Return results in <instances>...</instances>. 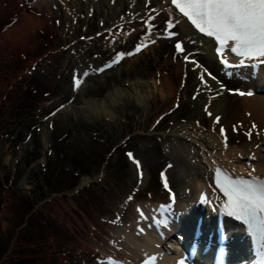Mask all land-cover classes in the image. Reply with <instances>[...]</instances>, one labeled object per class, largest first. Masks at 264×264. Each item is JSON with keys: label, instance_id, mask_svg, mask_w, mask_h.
Instances as JSON below:
<instances>
[{"label": "rangeland", "instance_id": "rangeland-1", "mask_svg": "<svg viewBox=\"0 0 264 264\" xmlns=\"http://www.w3.org/2000/svg\"><path fill=\"white\" fill-rule=\"evenodd\" d=\"M26 1L0 0V264H95L101 259L99 249L108 244L106 236L115 230L106 222L116 215L120 221L133 218L135 209L144 210L154 198L164 201L174 196L194 178L186 161L170 158L171 139L164 137L170 134L152 131L162 113L176 110L169 119L173 123L190 112L186 106L176 109L182 96L162 103L152 101L151 122L135 130L125 125V118L119 115L117 119L119 110L114 108L121 102L120 96L135 92L141 84L146 88L136 97L139 104V96L150 95L154 76L161 80L168 77L181 86L177 65L165 67L158 51L147 64L134 67L132 77L124 79L119 77L122 57L107 64L97 60L102 46L114 40L113 31L136 32L139 42L152 38L166 41L169 33H174L168 26L173 22L166 15L150 17L141 11L126 20L121 14L128 8L121 7L123 0H118L110 11L115 17L119 13L121 19L108 18L102 25L100 20L107 17L100 13L98 25L90 32L70 33V15L73 19L78 15L71 14L61 1L51 0L37 5L45 24L35 34L29 32L23 42L7 32L21 20L20 8ZM113 1L89 0L81 15L89 10L106 11L101 4ZM159 6L152 7V13ZM177 43H173L175 47ZM189 60L203 75L219 78L215 70L194 57ZM205 87V80H200L191 92ZM202 96V104L209 100V105H201L203 117L195 114L179 124L210 135L222 126L212 127L213 116L208 111L212 100L208 92ZM238 103L230 98L228 110H235ZM235 113L237 116L238 111ZM229 115L221 113V123L229 121ZM248 117L240 112L232 119L233 127L243 134L251 129L258 136L257 124L249 126ZM134 161H139V167ZM172 170L188 177L172 178ZM168 180L170 187L168 183L165 186ZM123 204H129L125 219L119 213ZM145 227L144 222L140 224L141 232H147Z\"/></svg>", "mask_w": 264, "mask_h": 264}, {"label": "bare ground", "instance_id": "bare-ground-1", "mask_svg": "<svg viewBox=\"0 0 264 264\" xmlns=\"http://www.w3.org/2000/svg\"><path fill=\"white\" fill-rule=\"evenodd\" d=\"M49 1L51 0H39L37 3L34 0L26 1L20 8L21 20L16 21L14 25L10 26L7 32L8 35H14L13 37H18L19 40H23L24 42L29 32L35 34L41 30L45 24V19L39 15L36 8L40 2L47 3ZM54 1H61L63 6L70 10L71 14L78 15L76 19H73L70 15V33L87 34L91 28L98 25L97 19L101 17L100 13L107 17L104 21L100 20L99 23L102 25L107 23L108 18L121 19L119 13H117L118 17H115L113 10L110 11L111 6L115 8L118 5V0L116 2L113 1L114 4L106 2L101 4L106 6V11L98 12L93 5L96 11H93L92 8L93 12L90 13L89 10V12H86V15H81V10L89 3V0H79L77 4L73 0ZM121 3V7L126 5L128 8L124 10L125 13L122 12L123 14H121L126 16V20H131L138 11H141L142 14L144 12L150 17L151 14L152 16H168L173 22L171 24L174 25L171 27V30L176 35L166 40L172 42L157 40L155 38L139 42L136 39V32L132 33L130 30L125 29V31L119 30L116 33L115 30L113 31L114 40L102 46V51L97 57L98 63L107 64L122 57L121 65H123V69H120L119 77L125 79L132 77L131 72L134 67L147 64L146 62H149L152 53L159 51L165 67L177 65L176 71L182 79V84L181 86H176L173 84V80L168 77L161 80L160 78L156 79L154 76L152 77L153 85H149L151 89L150 95L139 96V104L136 103V97L140 92L145 90L146 86L141 84L136 85L135 92L120 96L121 102L114 107L119 110L117 119L119 115L125 118V125H130L129 127L135 130V128L145 126L147 122H151L150 118L153 113L150 112L149 107L152 101L153 103H162L172 99L176 95L182 96L180 104L176 105V109H180L183 106L185 109L187 107L190 112L187 114L183 113L181 115L182 118L171 123L169 119L174 117L176 110L171 112L167 110L169 112L166 115L162 113L155 124L153 123L152 131L170 134L164 136L165 139H168L169 136L171 139L169 141H172H168L171 149L170 158L182 162L186 161L190 168V177L193 176L194 178L193 180H189L188 183L186 182L185 188L174 194L176 197L175 203L168 201V197L164 201L154 198V201L159 203L156 204L154 202L150 203L149 206H145L144 210L142 209L144 214L143 219L137 212V209H135L136 216L133 215V218H128L126 207L129 204L121 205L122 209L119 213L125 216L124 219H128L120 221V217L116 215L110 222H106L112 223L115 230L109 231L106 236L108 244L99 249L100 251L98 252L101 255V259L95 264H142L153 257L156 258L155 264H179L180 256L175 255V252L181 248L179 246H172V242L167 239L170 237L172 229L169 228L168 223L167 226L164 225V222H168L169 220L168 216L172 217L173 213H175L173 218L175 223H177V227L182 230L184 229V231L186 230L187 238H189V230H192L194 234L193 240L195 243L200 242L203 244V248L208 256L207 258L213 264H218V255L213 250L212 240H216V237H214V230L210 225L215 224L216 227L219 218H222L221 220H223L227 231H229L230 237L228 238L232 240L234 250H236L235 247L240 250L236 252V256L250 254V252L247 253L250 246L242 225L227 215L224 199L214 190L213 182L215 174L220 169L227 171L235 177L264 181V98L257 96L255 93L252 98L245 95L236 97L240 92L248 93L247 89L253 88L251 87L253 81H257L258 86L264 85V66L258 65L254 60H244V63L241 65V59L235 58L234 61H230V64L239 65L238 67H225L224 64H221V61L227 55H232L230 51L231 44H228V50L224 51L221 56L222 59L218 58L216 53L217 43L214 39L201 34L188 18L180 13L175 4L172 3V0H123ZM159 3L160 6L152 13L150 9ZM108 5L110 6L108 7ZM145 20L147 18H144ZM129 27L132 28V26H127L126 28ZM176 41H179L181 44V49L179 50L173 44ZM133 50H138L137 55L131 56L129 54ZM191 56L202 65L207 66V68L215 70L216 76L219 78L212 79L208 75H203L201 73L202 69L192 64L189 60L192 58ZM185 57H187L186 60H184ZM90 59L92 58L90 57ZM119 60L121 61V58ZM216 64L218 68L215 66ZM200 80H205L207 84L206 89H200V92L194 91L195 93H192L198 83L200 84ZM207 92L212 100L211 105L208 107V111L213 116L212 127L222 126L219 129L211 131L210 135L201 132L195 127H186V125L179 124L183 118V120H188L194 117L195 114H200L203 117L204 112L203 114L201 113V105H207L209 100L204 99V103L202 104L201 99L203 98L202 93L206 94ZM231 93H234L235 96L232 97ZM230 98L239 101L235 106V110L232 109L231 111L228 110L226 104ZM236 111H238V115L241 112L242 116L244 114L246 117L251 116L249 126L257 124L258 136H255L256 132H252L251 129L247 130L251 134L249 136L246 133H239L241 130L238 127H233L236 123L232 122V119L238 118V115L236 116L235 113ZM157 112L158 110L156 109L155 113ZM221 113H224V115L230 113L228 116L230 118L229 121L221 123L223 119L221 118L217 122V118ZM199 122L204 124L203 120ZM228 126L230 128L226 129ZM221 129L224 130L223 134L221 133ZM225 137L227 138V147L225 146ZM250 143H253V145ZM255 144L257 146H254ZM254 147L258 150H255ZM170 177L184 180L188 175L172 170L170 171ZM167 183L170 187L169 180ZM201 196H205L207 199H200ZM144 216H146L147 222ZM194 217H199L204 221L201 224L192 225L191 220ZM157 221L160 222L159 226ZM143 222L145 226L148 225L147 232L146 230L141 232L139 229L140 224H143ZM161 227H164L165 230ZM185 239L186 237H184ZM202 259L205 260L206 258L202 257Z\"/></svg>", "mask_w": 264, "mask_h": 264}, {"label": "snow or ice", "instance_id": "snow-or-ice-1", "mask_svg": "<svg viewBox=\"0 0 264 264\" xmlns=\"http://www.w3.org/2000/svg\"><path fill=\"white\" fill-rule=\"evenodd\" d=\"M172 3L201 33L214 37L219 44L217 51L221 56L228 50L230 42L231 53L242 58L241 65L244 60H264V0H172ZM168 26L174 25L169 22ZM173 35L176 34L169 33L170 37ZM176 48L181 49V44L177 43ZM222 63L228 68L239 66L229 64L223 59ZM212 79L216 78L213 76ZM245 94L251 96L253 93H239L241 96ZM223 132L221 129L222 134ZM225 146L227 147L226 137ZM131 155L129 153L130 157ZM134 162L139 167V161ZM218 183L227 197L225 209L228 214L242 219L253 235L259 233L264 238V181L252 183L224 177ZM165 186L167 187L166 181ZM138 211L143 219L142 210ZM157 224L159 226L160 222L157 221ZM164 225L167 226L166 221ZM155 259L150 258L145 264H155Z\"/></svg>", "mask_w": 264, "mask_h": 264}]
</instances>
